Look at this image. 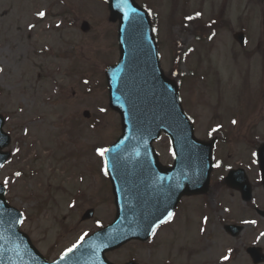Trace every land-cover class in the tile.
Here are the masks:
<instances>
[{"label":"rangeland","instance_id":"rangeland-1","mask_svg":"<svg viewBox=\"0 0 264 264\" xmlns=\"http://www.w3.org/2000/svg\"><path fill=\"white\" fill-rule=\"evenodd\" d=\"M135 1L151 11L158 28L161 67L176 81H180V76L184 79L180 81V95L185 111L194 121L199 115H214L216 103H231L233 88L240 92L239 104L254 98V91L238 86L245 82L239 79L240 72L235 68L264 67V16L258 14L259 0ZM104 2L106 0H0V114L5 119L4 131L11 138L8 147L11 158L0 171V182L4 185L5 179L9 181L4 185L7 200L23 216L22 231L51 261L76 246L82 236L110 223L115 214L100 164H94L96 153L91 152L96 147L111 144L120 129L119 118L114 113L102 115L101 111L108 109L104 70L118 58L117 25L108 23ZM223 8L228 10L235 27L247 30L249 46L241 54L235 51L233 43L227 42L228 35L222 34L214 53L200 57L194 28L186 24V19L199 11L207 14L203 18L210 19L209 13H218ZM40 12L45 15L40 17ZM83 21L90 24L87 33L79 30ZM174 59L179 61L176 65ZM213 67H221L223 73L215 74ZM263 77L257 72L248 74L247 83L256 89ZM225 87L231 89L227 91ZM84 110L91 114L89 120L82 118ZM240 110L245 118L233 138L232 148L245 147L247 156L250 137L245 134L247 114L264 115V95L254 110ZM100 117L99 124L95 121ZM253 121L257 122L253 131L263 130V120ZM75 129L77 148L88 154L70 150L63 161L62 151L73 144L69 138ZM47 133L52 141L64 139L67 146L46 145L43 137L47 141ZM255 138L264 140V137ZM100 140L104 144L98 145ZM155 146L162 162H169L171 154L166 138L162 137ZM58 150L62 155H56ZM218 152L224 154L222 148ZM240 156L233 160H240ZM62 161L72 167L67 168L71 173L86 179L75 175L69 186L61 185ZM67 189H80L88 195L76 201ZM73 198L75 207L71 202ZM90 208L94 209L93 219L81 222L82 214ZM194 214L198 217L193 205L186 202L175 220L179 225L177 230ZM243 217L240 211L236 214L237 220ZM160 235L150 246L157 257ZM132 258L147 264L146 252L138 244L108 255L115 263Z\"/></svg>","mask_w":264,"mask_h":264},{"label":"water","instance_id":"water-1","mask_svg":"<svg viewBox=\"0 0 264 264\" xmlns=\"http://www.w3.org/2000/svg\"><path fill=\"white\" fill-rule=\"evenodd\" d=\"M111 9L112 18L119 19L121 24V63L109 71V86L114 101H111V107L121 113L123 136L107 153V170L113 182V190L122 205V212L110 230L95 234L80 250L77 249L79 251L75 255L68 257L67 262L61 261L58 264H100L105 251L130 239L142 237L163 219L164 212H156L159 204L155 201L136 203L134 205L138 208L132 210L128 181L131 179L130 170L133 165L146 162L155 173H168L169 176L178 172L183 180L182 185L176 187L177 197L202 193L208 187L212 145L196 141L191 127L181 117L175 86L164 79L158 70L146 13L138 10L132 0H111ZM125 13L128 19L124 18ZM136 18L142 23V29L136 23ZM161 130L170 137L176 159L175 166L168 170L159 166L150 148L151 142L158 138ZM2 139L0 130V148L3 146ZM4 158L5 155L0 153V164ZM139 184L148 194L151 192L144 180ZM133 213L136 217H132ZM153 214L155 216L149 222L148 216ZM136 219V227H132L131 221L135 222ZM18 223V214L6 206L0 188V264H42L29 247L28 241L18 232ZM108 240L116 242L108 245Z\"/></svg>","mask_w":264,"mask_h":264},{"label":"flooded vegetation","instance_id":"flooded-vegetation-1","mask_svg":"<svg viewBox=\"0 0 264 264\" xmlns=\"http://www.w3.org/2000/svg\"><path fill=\"white\" fill-rule=\"evenodd\" d=\"M219 26V24L217 25ZM215 25L210 27L211 33L213 32ZM243 168L249 177V180L252 184V199L250 204V209L252 211L259 210L264 213V188L261 182V173L259 166L253 162V164L248 163L243 166ZM237 168V166L235 167ZM233 169L228 163H222V167L218 170H215L211 180V190L208 195L209 202L212 203V206L219 214H228L235 209V205L241 202V195L237 191H233L227 188L224 183V177L227 174V171ZM260 190L263 198L259 199L257 196H254V192ZM251 232L253 235L250 237V240L246 243L239 242L236 248L231 249L230 247L224 248L227 244H219L212 237L206 236V243L204 239H199L200 243L195 249V254L193 256V264H201L205 262L206 264H254V260L247 253L248 247L258 248V255L261 257L264 255V236L261 234L264 233V218L259 217V222L254 224H245L244 229L240 235L232 239L226 237L232 242L240 240V237L247 231ZM217 250V251H216ZM228 259H224V257ZM258 259V258H257ZM264 264V261L258 263Z\"/></svg>","mask_w":264,"mask_h":264},{"label":"snow or ice","instance_id":"snow-or-ice-1","mask_svg":"<svg viewBox=\"0 0 264 264\" xmlns=\"http://www.w3.org/2000/svg\"><path fill=\"white\" fill-rule=\"evenodd\" d=\"M125 2H126V0H125ZM132 11H135V10L132 9ZM38 15H39L40 17H43V16L45 15V13L40 12V13H38ZM196 15L199 16L200 13H197ZM124 18H125V19H128V15H127V13H125ZM188 19H192V17H188ZM101 111H104V109H101ZM232 123L235 124L236 121L233 120ZM212 131L215 132V131H217V129L214 128V129H212ZM108 151H110V150H109V149H106V148H100V149H97L98 154H99L100 156H102V157H103V156L105 155V153L108 152ZM253 155H255V153H253ZM0 166H2V165H0ZM104 171H105V174H107V161H105ZM16 175L19 176L20 173L17 172ZM8 182H9V181H8L7 179H5V180H4V185H7ZM171 216H172V213H168V218H169V219H171ZM162 222H163V221H162ZM251 223H255V222L252 221ZM85 235H87V234L85 233ZM261 235L264 236V233H262ZM83 239H84V237L82 236V237H81V240H83ZM73 247H76V246L74 245ZM67 251H68V252H71L72 249L70 248V249H68ZM66 254H67V253H66ZM66 254H65V255H66ZM61 258L63 259L64 257H61ZM224 259H228V257L226 256V257H224Z\"/></svg>","mask_w":264,"mask_h":264}]
</instances>
